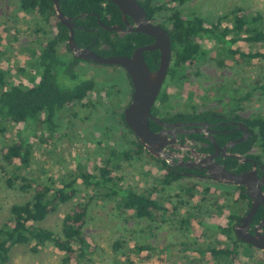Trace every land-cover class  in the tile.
Masks as SVG:
<instances>
[{
    "label": "trees",
    "instance_id": "obj_1",
    "mask_svg": "<svg viewBox=\"0 0 264 264\" xmlns=\"http://www.w3.org/2000/svg\"><path fill=\"white\" fill-rule=\"evenodd\" d=\"M58 1L62 14L71 18L77 27L74 29V41L79 48L88 46L103 57L130 56L135 48L152 41L150 37L141 33H128L123 37L117 35L111 37L112 32L100 27L96 15L107 27L116 24L122 26L120 11L108 0ZM136 1L145 10L149 20H153L155 15L168 13L167 17L159 23L162 28L167 30L171 44L170 67L167 71L163 90L157 99L160 105L164 106L167 99L165 87L181 85L186 79L185 69L197 59H202L207 55V50H209L207 45L217 48L216 58L219 64L224 58L247 65H250L254 60H264V51L251 52L242 49L239 45L244 43L245 45L264 47V17L260 13L253 14L248 10L236 8L230 14L219 17L215 22H205L197 15L189 18L182 16L181 10L177 7L186 0H163L159 5H155L154 0ZM18 5L20 11L28 14L36 13L42 23L50 24L55 35L50 37L49 33L39 29L45 35L46 44L34 58V66L38 75L34 84L30 86L8 84L6 72L0 69V133L4 132L3 129L6 125L14 123L15 125H26V127L33 125L34 130L42 128L46 134L53 137L58 135L62 128L60 127L61 123L59 124L56 119L59 113L71 111L73 107L91 110L95 107L93 99L89 97L91 93L100 94L104 92L108 97L116 99L122 95L121 89H117V86L119 87L118 81L115 79L117 76L113 77L114 79L102 77L99 79L97 75L95 77L87 75L85 70L78 65L80 62H90L79 60L72 55L67 46L68 29L57 20L51 0H18ZM92 13L93 15H90ZM81 14H85V16L81 17ZM141 38H147V40L143 42ZM60 44L65 45V50L62 53L57 50ZM157 55V51L145 52L144 54L145 62L150 70H154L157 66V64L156 66L152 65L154 58L158 63ZM80 75L83 78L77 80ZM63 76L69 80L68 83L60 82V78ZM126 80L129 83L127 77ZM231 91L233 94L229 101L234 104L237 91L235 89ZM87 98L89 99L86 101ZM99 102L102 105L105 104L102 99ZM109 103L114 108L111 114L117 116L123 125L119 128L120 138H129L131 146L120 147L117 150L114 147H105L104 157L99 160L94 171H90L86 165H78L59 180L57 187L37 184L34 180L20 174L22 169L27 168L30 164L31 158V145L22 137L19 141L11 142L3 147L1 150L2 160L7 165L14 167L12 177L6 179L7 186L13 187L19 179V190L22 192L32 191V194L27 202L14 204L10 207V219L0 227V264L7 262L11 248L16 245L28 246L32 252H38L42 247L51 245L63 256L60 264H87L92 262L91 255L94 254L95 244L89 238L84 237L82 233L86 218V205H75L64 216L59 233L39 225L59 205L75 196L78 183L84 188L99 191L101 193L99 197L102 199L115 200L116 209L127 218L149 222H156L159 218L163 222L167 220L171 213H168L169 210L165 203L154 196L153 191H137L130 186L124 188L121 184V177H118L114 171L119 162L130 160L134 156L140 157L144 153L147 154V151L126 127L123 121L124 108H120L118 103H113L111 100ZM161 112L163 111L160 110ZM192 112L199 121L219 123L235 120L242 122L247 126L252 136L247 141L236 144L231 152L255 160H260L264 155L263 116L256 115L242 119L233 114V111H228L227 108L196 113L192 107ZM149 124L151 130L156 127L151 121ZM217 128L224 129L223 127ZM240 135V133L231 132L226 136L227 141H233ZM219 136H221V140L225 137L222 133ZM192 138L209 145V148L203 146L198 151H212L211 143L202 138L201 135H193ZM215 139L218 145L222 144L217 137ZM254 148L258 152L249 155L248 153ZM149 157L152 159L150 155ZM15 161L19 164H13ZM225 164L226 169L236 173L249 167L248 163L238 164L237 159L228 158ZM18 171L19 175L15 173ZM178 179L179 177L165 171V175L162 176V183L166 185ZM220 187H229L240 193L242 191L241 187L237 186ZM262 190L264 192V186ZM192 191H194L193 185L182 188L181 196H185L189 200L192 197ZM240 197L236 200L231 196L229 202L226 201L225 205L218 207L220 218H225L224 223L220 225L199 223L210 233L208 235L214 239V242L203 246L198 245L196 248H191L189 245L186 247L187 244H185L184 250L193 251L201 257L208 256L216 264H241L239 248L243 243L235 237L233 229V223L246 210L242 203L246 196L240 194ZM179 202L182 203L181 200ZM224 208H227L228 212ZM261 213V210L256 213L255 221L261 217ZM190 217L192 215L189 214L183 218L180 224L189 226L190 221L188 219ZM222 238H224V242H222ZM121 244L116 241L113 246L114 250H120ZM125 250L136 252L138 255L147 254L148 256L151 248L146 244H133L127 245ZM258 264H264V252H262Z\"/></svg>",
    "mask_w": 264,
    "mask_h": 264
},
{
    "label": "rangeland",
    "instance_id": "obj_2",
    "mask_svg": "<svg viewBox=\"0 0 264 264\" xmlns=\"http://www.w3.org/2000/svg\"><path fill=\"white\" fill-rule=\"evenodd\" d=\"M162 2L154 0L155 5ZM18 6V0L0 1V69L6 72L8 84L30 86L38 79L34 58L42 48L40 43L45 41L39 29L49 35L55 31L50 24L42 23L36 13H24ZM177 8L183 17L197 15L205 22H215L236 8L253 14L260 13L264 17V0H186ZM167 15H155L153 22L159 24ZM239 45L251 52L264 51L260 45ZM207 47V55L185 69L186 79L181 85L165 87L167 99L165 105H161L163 113L166 116L175 113L187 115L192 112V107L195 112L227 108L242 119L256 115L264 117V60H254L247 65L224 58L219 59L223 63L219 64L217 48L212 45ZM57 50L62 53L64 44H60ZM80 66L87 75H97L99 79H114L117 76V89H121L122 95L116 99L104 92L91 93L89 97L93 99L95 107L92 110L73 107L71 111L59 113L56 119L62 128L53 137L42 128L34 130L33 125H6L4 132L0 133V227L10 219V207L27 202L32 194V191L19 190V179L13 187L7 186L6 179L12 177L14 171L13 165H7L1 158V150L7 144L19 141L21 137L26 140L31 145L30 164L20 174L37 184L50 187H57L59 180L78 165H86L90 171H94L104 157L105 147L117 150L131 146L129 138H120L119 128L123 125L117 116L111 114L114 108L109 103L111 100L118 103L120 108H125L130 102L124 71L92 62L81 63ZM82 78L80 75L77 80ZM60 82L68 83L69 80L63 76ZM232 89L237 91L234 104L229 101ZM101 99L105 104L99 102ZM257 152L255 148L252 150V153ZM261 159L264 162V155ZM13 164L18 165L19 162ZM114 171L121 177L124 188L130 186L137 191H153L154 196L163 201L168 213H171L167 220L163 222L159 218L156 222H149L127 218L116 209L115 200L102 199L99 191L84 188L78 183L75 196L59 205L39 225L59 233L64 216L75 205L84 204L87 210L82 233L95 244L92 262L87 264H216L210 257H201L193 251L184 250L183 246L187 244L186 247L196 248L214 242L208 235L210 233L199 223H224L225 218H220L218 207L229 202L231 196L235 197L233 189L217 186L208 179L185 177L165 185L162 183L165 171L145 153L119 162ZM15 173L19 175V171ZM192 185L194 191L191 199L181 196V189ZM224 209L228 212L227 208ZM189 214L192 215L188 219L189 226L180 224ZM222 240L224 242V238ZM116 241L122 243L118 251L113 247ZM133 244L150 246L149 255L125 250L127 245ZM261 254L258 249L247 245L239 248L241 264H258ZM62 257L51 245L42 247L38 252L30 251L28 246L16 245L11 248L4 264H60Z\"/></svg>",
    "mask_w": 264,
    "mask_h": 264
},
{
    "label": "water",
    "instance_id": "obj_3",
    "mask_svg": "<svg viewBox=\"0 0 264 264\" xmlns=\"http://www.w3.org/2000/svg\"><path fill=\"white\" fill-rule=\"evenodd\" d=\"M51 1L57 20L68 29L67 46L75 58L89 61L97 65L118 66L124 69L133 87L131 101L123 110V121L126 127L133 133L134 137L152 157L173 164L172 159L179 157L164 151V147L167 144L165 131L155 133L150 129L149 124L152 119L158 125H165L159 120L152 118L151 109L160 93L167 71L170 67L171 44L167 30L162 28L159 24H154L151 20L147 19L145 10L136 0H108L112 2L122 14L126 26L125 32L145 34L153 39V43L135 49L130 56L103 57L92 51L89 47L79 48L76 45L74 41L75 25L71 18L62 14L59 1ZM91 15H93V13ZM80 16L84 17L85 14H81ZM127 17L132 20V23L126 21ZM99 26L106 31L122 30L119 26L107 27L100 21ZM152 51L159 52V64L157 69L153 71L149 69L143 56L144 52ZM199 125H201L202 128L194 129L192 132L204 134L210 132L207 129V123H201ZM239 127L243 132L242 137L228 143L225 148H219L214 138L209 137L210 142L216 150L214 154L200 158L199 154L195 150H192L195 155V160L193 162L181 161L177 164L186 169L200 168L201 170H205L207 178L216 183L245 189L251 200V206L248 212L240 218L236 225L234 229L235 237L241 242L264 252V235H261L259 232L261 226L257 227L253 234L248 232V226L258 207L262 205L264 208V192L262 190L264 185V173L261 177L258 176L255 170V163H253L254 168L252 170L236 173L213 161L218 151H225L226 148H232L237 143L246 141L252 136L247 126L240 123ZM230 156L243 161H249L247 158Z\"/></svg>",
    "mask_w": 264,
    "mask_h": 264
},
{
    "label": "flooded vegetation",
    "instance_id": "obj_4",
    "mask_svg": "<svg viewBox=\"0 0 264 264\" xmlns=\"http://www.w3.org/2000/svg\"><path fill=\"white\" fill-rule=\"evenodd\" d=\"M96 17L98 19L97 21H98V24H99L100 18H99L98 15H96ZM120 17H121L122 26L116 24V25H112L111 27L119 26L122 30L121 31H109V32H112L111 37H114L115 35L123 37L124 35L128 34L127 32H125L126 31V26L124 24L122 14L120 15ZM126 21L129 22V23H132V20L129 17L126 18ZM151 22H153V20H151ZM154 24H156V23H154ZM76 28L77 27L75 26V29ZM131 33H134V32H131ZM54 35H55V33L52 34V35L50 34V37H52ZM43 36L45 37L44 34H43ZM146 40H147V38L146 39H142L143 42H145ZM152 43H153V39H152L151 43L138 46L137 48L142 47V46H146V45H150ZM40 44H42V47H43L46 44V40L43 43H40ZM85 47H88V46H85ZM85 47H83V48H85ZM64 48H65V45H64ZM137 48H135V49H137ZM144 54H145V52H144ZM144 54H143V56H144ZM157 56H158V63H156V59L155 58L152 60V65L153 66H156V64H157V66H156V68L154 70L157 69L158 64H159V52H158ZM144 60H145V57H144ZM78 65H81V62ZM113 67L120 68L118 66H113ZM120 69H122V68H120ZM122 71H124V69H122ZM124 74L126 75V77L128 78V81H129V83H128V87H129L128 98L131 101L132 94H133V87H132L130 79L127 76L125 71H124ZM163 85H164V83H163ZM163 85H162V88H163ZM160 92H161V90H160ZM159 95H160V93H159ZM157 99H158V97H157ZM157 99H156V101H155V103L153 105V107L155 106L157 108L154 107V109H153V107H152L151 116H152L153 119H157L160 122L164 123L165 125H158L156 122H154L151 119L150 121L152 123H154L155 126H156V127H153L152 131L155 132V133L160 132V131H165L167 144L164 147V151L166 153H169V154H175L180 159L179 158H173L172 159L173 164H169V163H166L163 160L156 159V158L152 157L148 152H147V154H149L152 157V159L155 160V162L159 161L157 163L160 165V168H161L162 171H168L172 175L179 177V179L184 178V177L185 178H194V179H208L207 176H206L205 170H201L200 168L186 169L184 167H180L177 163H179L181 161H183V162H193L195 160V155L192 152V150H195L199 154L200 158H204V157H206L208 155L214 154L216 152V150H215L213 144L210 142L209 137H213L215 142H216V144H217V146L219 148H221V149L225 148V146L228 143L232 142V141H227V137L226 136L229 133H231V132L240 133L241 134L240 137L235 139V140L240 139L242 137V135H243V132L241 131V129L239 127V124L242 123V122L235 121V120H227L226 122H219V123H210V122H207V121H199V120L196 119V116H194L193 112H190L187 115L186 114H181V113H177V114L175 113V114H173L171 116H166L163 112L160 113V110H162V109H161V105L157 101ZM196 113H198V112H196ZM201 123H207L208 124L207 129L210 131L209 133L204 134V133H194V132H192L194 129L202 128V126L199 125ZM217 127H223L224 129H220V128H217ZM221 133L225 135L223 140H221L220 139L221 136H219ZM193 135H201L202 138L208 140L211 143V145H212V151H209V152H200V151H198L203 146H205L206 148H209V145L206 144L203 141H198V140L192 138ZM216 137L218 138L219 142L222 143L221 145H218V143H217V141L215 139ZM242 142H244V141H242ZM232 148H226L225 151H222V150L218 151L217 156L213 159V161L218 163V164H220V165L225 166V168H226L225 162L227 161L228 158L229 159H237L235 157H231L230 155L241 157L237 153H232L231 152ZM248 154L252 155V151H250ZM190 155H193V157H190ZM241 158H245V157H241ZM247 159H249V161H243V160L237 159L238 160V164H241V163H248L249 164V167L247 169H245L244 171H242V172L252 170L254 168L253 167V163H255V170H256L258 176L261 177L263 175V173H264V162L262 161V159H260V160H255V159H252V158H247ZM210 181H212V180H210ZM212 182L215 183L217 186H227V184L216 183L214 181H212ZM230 186H232V185H230ZM241 189H242L241 193L240 192H236L234 194V196H235L234 198L236 200L241 198L240 194L241 195L243 194L244 196H246V198H244V200H242V203L245 205L246 210L241 214L239 219H237V221H235L233 223V229H235V227L238 224L240 218L244 214H246L248 212V210L250 209V206H251V200L248 197L245 189L244 188H241ZM259 210L262 211L261 217L257 221H255L254 217H255L256 213ZM256 213L254 214V216L252 218V221H251V223L248 226V232L250 234H253L255 229L257 227L261 226V228L259 229V232L261 233V235H264V221H263L264 220V208H263L262 205H260L258 207ZM234 234H235V232H234ZM242 245H245V246L247 245L250 248H254L253 246L248 245L246 243H243Z\"/></svg>",
    "mask_w": 264,
    "mask_h": 264
}]
</instances>
